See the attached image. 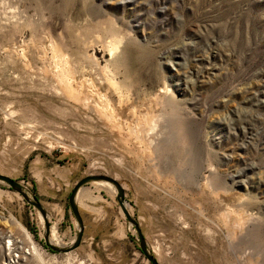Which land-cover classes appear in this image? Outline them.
Segmentation results:
<instances>
[{"label": "rangeland", "instance_id": "374dc122", "mask_svg": "<svg viewBox=\"0 0 264 264\" xmlns=\"http://www.w3.org/2000/svg\"><path fill=\"white\" fill-rule=\"evenodd\" d=\"M0 174L52 225L115 179L158 264H264V0H0ZM79 213L52 252L0 182V264H150L112 186Z\"/></svg>", "mask_w": 264, "mask_h": 264}, {"label": "water", "instance_id": "95a60500", "mask_svg": "<svg viewBox=\"0 0 264 264\" xmlns=\"http://www.w3.org/2000/svg\"><path fill=\"white\" fill-rule=\"evenodd\" d=\"M0 182L6 184L10 190H13L14 192L18 193L27 204L35 208L38 213V217H40L41 219L43 243L49 250L57 253L69 252L75 249L81 242L83 234V223L77 209L76 201L77 193L81 186L90 183H104L109 186H112L114 189L115 201L121 213L124 215L128 225L132 226L135 231L138 250L142 253V255L150 264H158L154 255L147 248L146 242L140 232L137 222L130 215L127 209V202L124 197L123 187L115 179L104 174H89L79 178L73 184L67 196V205L72 214L75 232L71 240H62L61 245L57 244L55 242V239L52 237L51 229L53 225L50 216L48 215V212L42 206L38 198L34 196L33 191H28L24 184L3 174H0Z\"/></svg>", "mask_w": 264, "mask_h": 264}, {"label": "crops", "instance_id": "0c3cea01", "mask_svg": "<svg viewBox=\"0 0 264 264\" xmlns=\"http://www.w3.org/2000/svg\"><path fill=\"white\" fill-rule=\"evenodd\" d=\"M83 186H81V188L79 189V191L82 189ZM79 191H78L77 197H76L78 212H79ZM55 208L56 209L57 208L59 209V207L57 205L55 206ZM64 212H65V210L62 209V212L59 214L58 219L56 220V222H53V223L55 225V228L58 227V226H61V225L64 226V229H63V232H62V236H63L64 240H68L70 234L72 233V229H73L74 225H73V223L70 220L69 221H66V217L65 218L63 217ZM54 225H53V228H54ZM83 228H84V225H83Z\"/></svg>", "mask_w": 264, "mask_h": 264}, {"label": "bare ground", "instance_id": "6f19581e", "mask_svg": "<svg viewBox=\"0 0 264 264\" xmlns=\"http://www.w3.org/2000/svg\"><path fill=\"white\" fill-rule=\"evenodd\" d=\"M113 51L115 52V53H117L118 54V51H119V49H120V46H119V43L118 44H115V45H113ZM113 79V78H112ZM65 80H66V78H65ZM39 218V220H40V222H41V219H40V217H38ZM23 229V228H22ZM54 230V228H52L51 229V235H52V237L54 238V235H53V231ZM0 236H2L1 234H0ZM26 239H28V241H29V243H30V246H29V248L25 251V252H23V254H28V253H31L32 251H34L35 250V248H34V245H33V243H32V241L30 240V238H29V236H28V234H27V232H26ZM8 243H10V242H7V244ZM28 245V244H27ZM8 248V250L10 249L9 247H7ZM34 254V253H33ZM15 257V256H14ZM16 257H18V256H16ZM9 259H11L10 257H9ZM13 260H14V258H13ZM15 261V260H14ZM14 261H11L10 260V262H6L7 264L8 263H12V262H14ZM16 262V261H15ZM14 264V263H13Z\"/></svg>", "mask_w": 264, "mask_h": 264}, {"label": "trees", "instance_id": "16d2710c", "mask_svg": "<svg viewBox=\"0 0 264 264\" xmlns=\"http://www.w3.org/2000/svg\"><path fill=\"white\" fill-rule=\"evenodd\" d=\"M33 193H34V192H33ZM34 196L37 197L35 193H34Z\"/></svg>", "mask_w": 264, "mask_h": 264}]
</instances>
